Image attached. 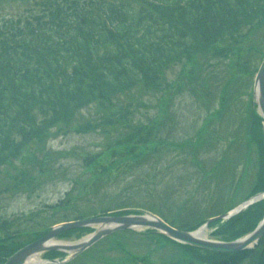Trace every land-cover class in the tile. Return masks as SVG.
Here are the masks:
<instances>
[{
  "label": "trees",
  "instance_id": "1",
  "mask_svg": "<svg viewBox=\"0 0 264 264\" xmlns=\"http://www.w3.org/2000/svg\"><path fill=\"white\" fill-rule=\"evenodd\" d=\"M14 2L25 4V12L0 18V167L26 152L32 154L30 146L34 152L43 149L53 129L69 126L80 110L91 104L108 112L107 124H127L132 97L119 114L112 104L138 87L163 94L201 81L206 96L216 92V98L220 97L218 108L207 106V120H203L207 126L214 124L231 112L233 94L242 92L233 93L229 88L246 74L252 84L258 67L254 57L261 46L245 48L244 44L264 28V0H0V4ZM190 63L193 68L188 76L179 73L176 81L168 80L166 73L173 65ZM248 102L247 136L258 146L259 166L251 196L264 191V120L252 99ZM144 131L135 133L139 138L134 144L132 137L115 139L107 148L109 154L135 153L132 150L137 144L153 141L158 133L153 128ZM117 146L123 148L115 150ZM12 185L20 186L17 182ZM94 196L100 198L98 208L71 216L65 213L38 230L11 229L13 222L0 219V264L55 223L136 212L126 206L105 205L107 194ZM49 208L55 213L74 206L60 200ZM263 215L264 199L227 220L213 221L208 226L209 236L233 241L252 231ZM209 217L184 224L183 229L194 230ZM92 229L67 230L58 238ZM126 237L144 240L148 249L143 253L125 247L122 240ZM108 241H113L117 254L124 256L91 263L97 246ZM155 245V249H170L173 260H154ZM42 256L62 259L65 253L48 251ZM86 258L91 264H264V235L252 248L225 253L179 243L153 229L120 230L63 264H79Z\"/></svg>",
  "mask_w": 264,
  "mask_h": 264
},
{
  "label": "rangeland",
  "instance_id": "2",
  "mask_svg": "<svg viewBox=\"0 0 264 264\" xmlns=\"http://www.w3.org/2000/svg\"><path fill=\"white\" fill-rule=\"evenodd\" d=\"M25 9L26 5L19 2L0 4V18L17 16ZM251 45L261 46L257 48L261 52L257 51L254 57V64L259 65L264 54V28L253 34L244 47ZM191 68L192 63L173 65L166 77L176 81L179 73L188 76ZM241 76L229 88L233 93L242 91L233 94L231 112L208 126L204 123L207 106L218 108L220 97L216 98V92L206 96L201 81L196 82L198 86L192 84L163 94L138 87L115 98L112 105L117 107L118 114L129 97L134 101L127 124H107L108 112L100 105L83 108L72 124L52 130L53 135L41 151L34 152L30 146L32 154L26 152L0 167V219L13 222L11 229L38 230L65 213L71 216L98 208L100 198L94 194H107L102 199L105 205L150 211L181 229L184 224L193 225L237 207L253 190L259 167L258 146L247 136L250 124L246 106L254 79L251 84L249 74ZM151 128L158 129L156 138L137 144L132 150L135 153L109 154L107 148L115 139L132 137L134 144L139 138L135 133H145L144 130ZM121 148L117 146L115 150ZM99 153L101 156L92 163L91 157ZM13 182L20 186L15 187ZM65 199L74 209L53 213L49 206ZM209 232V229L205 231L208 239ZM89 233L72 234L55 241L73 244ZM122 241L125 247L143 253L149 246L136 237ZM157 247L154 250L158 251L152 254L154 260H173L170 249ZM115 250L113 241L98 245L91 263H97V259L111 261L118 255ZM119 256L124 254L119 252ZM34 258L43 261L41 254ZM86 260L79 264H91Z\"/></svg>",
  "mask_w": 264,
  "mask_h": 264
},
{
  "label": "water",
  "instance_id": "3",
  "mask_svg": "<svg viewBox=\"0 0 264 264\" xmlns=\"http://www.w3.org/2000/svg\"><path fill=\"white\" fill-rule=\"evenodd\" d=\"M254 97L259 112L264 119V60L259 66L255 76ZM260 197L261 196H259L258 194L251 200L243 202L239 207L231 210L230 212L208 219L203 225H201L194 231H185L174 228L158 216L151 213L123 216H99L88 219L63 222L53 226L42 237L17 250L14 254L8 257L3 264H30L29 260L32 256L48 250L63 251L70 253L72 256H75L93 245L95 242H97L107 234L113 231L128 228H153L173 240L192 246L227 253L237 252L246 248H250L259 241V239L264 234V217L252 232L242 238L231 242H219L207 239L204 236V231L212 221L216 219L230 218L231 216L242 211L249 203H251V201H255ZM95 224L100 225V227L96 229L95 232L91 234L87 239L81 242L75 244L53 242L54 239L63 231L73 228L91 226Z\"/></svg>",
  "mask_w": 264,
  "mask_h": 264
},
{
  "label": "bare ground",
  "instance_id": "4",
  "mask_svg": "<svg viewBox=\"0 0 264 264\" xmlns=\"http://www.w3.org/2000/svg\"><path fill=\"white\" fill-rule=\"evenodd\" d=\"M29 262H30V263H37V262H39V260L36 259V258H34V259L32 258V259L29 260Z\"/></svg>",
  "mask_w": 264,
  "mask_h": 264
}]
</instances>
